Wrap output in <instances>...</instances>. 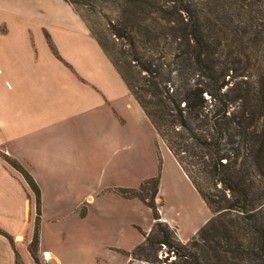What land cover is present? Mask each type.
Segmentation results:
<instances>
[{"label": "trees", "instance_id": "16d2710c", "mask_svg": "<svg viewBox=\"0 0 264 264\" xmlns=\"http://www.w3.org/2000/svg\"><path fill=\"white\" fill-rule=\"evenodd\" d=\"M65 1L104 15L108 38L93 37L210 212L181 240L159 214L158 172L114 186L152 218L120 251L152 264H264V0ZM5 158L34 194L27 249L40 264L39 189Z\"/></svg>", "mask_w": 264, "mask_h": 264}, {"label": "crops", "instance_id": "0c3cea01", "mask_svg": "<svg viewBox=\"0 0 264 264\" xmlns=\"http://www.w3.org/2000/svg\"><path fill=\"white\" fill-rule=\"evenodd\" d=\"M155 140L161 174L171 163L196 190L71 4L0 0V229L17 238L11 242L0 232V264H15L16 254L19 264H35L27 249L34 198L12 196L17 172L5 155L39 189L37 254L46 264H100L96 256L92 261L94 230L135 229L129 242L115 248L120 251L150 227L151 215L140 226L125 210L139 199L111 189L136 186L155 173ZM47 232L73 241L47 243ZM123 254L128 264L146 263Z\"/></svg>", "mask_w": 264, "mask_h": 264}, {"label": "rangeland", "instance_id": "374dc122", "mask_svg": "<svg viewBox=\"0 0 264 264\" xmlns=\"http://www.w3.org/2000/svg\"><path fill=\"white\" fill-rule=\"evenodd\" d=\"M75 7L76 9L74 7L73 8L76 10V12L80 14L83 18H85L86 22L85 20L83 21L85 22V24L87 23L89 25L90 33L92 31L95 35L101 36L103 40L108 38L104 15H102L98 11H89L88 7L83 4H76ZM156 141L157 140H155L157 162L155 173H159V182L157 190V193L159 192V195L156 196L155 200H161V203L158 205L159 212H161L173 224L171 226H173L175 231H177L178 238L181 240H185L192 234L193 226H200L210 215V212L200 195H198L196 190L193 189L192 191L190 184L188 185V183H186V181L176 173V170L171 165V163L165 162V169L161 174V159ZM12 167L17 172V174H15L13 171V175L10 181L12 196L26 195L27 197L29 196L31 198L32 195V197L34 198L33 191L25 181L21 172L17 170L13 165ZM22 168L24 167L22 166ZM140 171H143L142 168ZM118 186L127 185L118 184ZM111 190L117 193L113 188ZM123 197L125 198V196ZM47 204L49 205V203ZM125 210L131 213L135 222L138 223L140 226H145L146 223H148V221L150 220V210L141 200L138 202L137 206H132L130 208L126 207ZM92 221L96 222V219H92ZM49 225L50 224H48L47 226ZM47 228V231L49 232V230H51V227ZM134 230L135 229L132 230L126 226L122 228H113L108 230H94L92 235L90 236L92 261L94 262L96 256L100 264H128L125 260L124 254L120 251L115 250V248L117 249L120 245L129 242L136 232H134ZM48 232L44 237V240L47 243H52L55 239H59L62 244L67 245L73 241L71 238H69L68 235L58 236L52 234V232ZM13 239L17 238L14 237ZM164 254L165 252L159 253V255L161 256H163ZM37 257L40 264H46L42 257H40L38 254ZM139 264L146 263L140 262Z\"/></svg>", "mask_w": 264, "mask_h": 264}, {"label": "built area", "instance_id": "2783aa9c", "mask_svg": "<svg viewBox=\"0 0 264 264\" xmlns=\"http://www.w3.org/2000/svg\"><path fill=\"white\" fill-rule=\"evenodd\" d=\"M43 257L46 258L47 256L45 255V253H43Z\"/></svg>", "mask_w": 264, "mask_h": 264}]
</instances>
